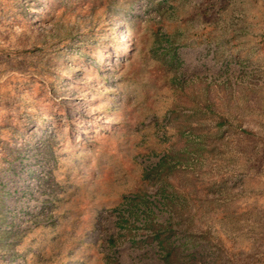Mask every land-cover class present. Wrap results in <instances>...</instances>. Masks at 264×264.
<instances>
[{
    "label": "rangeland",
    "instance_id": "1",
    "mask_svg": "<svg viewBox=\"0 0 264 264\" xmlns=\"http://www.w3.org/2000/svg\"><path fill=\"white\" fill-rule=\"evenodd\" d=\"M2 211L0 264H264V0H0Z\"/></svg>",
    "mask_w": 264,
    "mask_h": 264
},
{
    "label": "trees",
    "instance_id": "2",
    "mask_svg": "<svg viewBox=\"0 0 264 264\" xmlns=\"http://www.w3.org/2000/svg\"><path fill=\"white\" fill-rule=\"evenodd\" d=\"M164 55L162 56V58L164 57ZM162 65H165V67L168 69H174L175 71H177L180 65L178 61L177 52L175 50H172V53L169 59L163 61ZM205 105H206V108L209 110V112L210 111L214 112L213 106L215 105V101L211 97L207 99V101L205 102ZM8 148H9V145H8ZM184 157H185V153H182L180 151L172 152V155H171V158L176 159L178 163L181 162L184 159ZM163 160H165L164 157L161 159V163ZM159 167L160 165L156 168L149 170L147 173L150 174L151 172H157ZM136 198L137 196H135L132 199V202H135ZM4 218L5 217L2 211L0 212V223L4 220ZM121 220L126 223L128 222L127 220H125V218H122ZM174 227L175 226H173L172 224L164 225V224L156 223L154 219H152L149 221L146 227L148 230L146 239L143 241H135L134 243L141 244L142 242H156L159 249L161 250L163 254L162 258L164 262L166 264H172L174 262V259L176 258V254L180 252L179 251L180 247L173 246V244L170 242L171 237L176 234V229H174ZM128 232L129 233L127 236H130L132 233L131 229H129ZM107 264H118V262L117 261L111 262L109 260Z\"/></svg>",
    "mask_w": 264,
    "mask_h": 264
}]
</instances>
